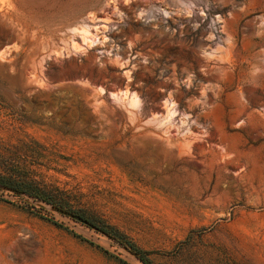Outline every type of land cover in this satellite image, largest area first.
Here are the masks:
<instances>
[{"label":"rangeland","instance_id":"rangeland-1","mask_svg":"<svg viewBox=\"0 0 264 264\" xmlns=\"http://www.w3.org/2000/svg\"><path fill=\"white\" fill-rule=\"evenodd\" d=\"M0 180V264H264V0H0Z\"/></svg>","mask_w":264,"mask_h":264},{"label":"trees","instance_id":"trees-1","mask_svg":"<svg viewBox=\"0 0 264 264\" xmlns=\"http://www.w3.org/2000/svg\"><path fill=\"white\" fill-rule=\"evenodd\" d=\"M0 184L1 185H6V186H8V187H11V188H13V189H16V190H18V188H17V186H16V188L14 187V186H11L10 184H7L4 180H0ZM20 190V189H19ZM37 198H40L39 196H36ZM48 202V201H47ZM50 203V202H49Z\"/></svg>","mask_w":264,"mask_h":264},{"label":"bare ground","instance_id":"bare-ground-1","mask_svg":"<svg viewBox=\"0 0 264 264\" xmlns=\"http://www.w3.org/2000/svg\"><path fill=\"white\" fill-rule=\"evenodd\" d=\"M106 11V10H105ZM108 12V11H107ZM108 14V13H107ZM119 15V14H118ZM120 19H121V17H120ZM115 21V20H114ZM118 22V21H117ZM133 40V39H132ZM141 53V52H140ZM133 64V63H132ZM129 74V73H128ZM131 114V113H130ZM184 115H185V113H183ZM188 115V114H187ZM188 117V116H187ZM189 119V118H188ZM183 121H184V119H182ZM154 123V122H153ZM156 123V122H155ZM184 123V122H183ZM196 135H198V134H196ZM195 135V136H196Z\"/></svg>","mask_w":264,"mask_h":264}]
</instances>
